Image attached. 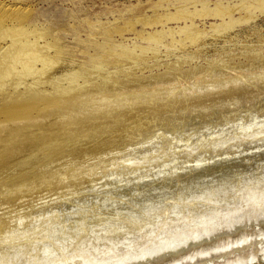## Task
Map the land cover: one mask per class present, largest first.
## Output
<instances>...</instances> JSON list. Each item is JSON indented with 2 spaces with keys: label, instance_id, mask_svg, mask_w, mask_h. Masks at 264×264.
<instances>
[{
  "label": "rangeland",
  "instance_id": "1",
  "mask_svg": "<svg viewBox=\"0 0 264 264\" xmlns=\"http://www.w3.org/2000/svg\"><path fill=\"white\" fill-rule=\"evenodd\" d=\"M0 38V264H264V0H0Z\"/></svg>",
  "mask_w": 264,
  "mask_h": 264
},
{
  "label": "bare ground",
  "instance_id": "2",
  "mask_svg": "<svg viewBox=\"0 0 264 264\" xmlns=\"http://www.w3.org/2000/svg\"><path fill=\"white\" fill-rule=\"evenodd\" d=\"M5 2V1H4ZM3 2H1V4H2ZM5 4V3H4ZM10 4V3H9ZM9 6V5H8ZM14 7V6H13ZM4 9H6V6H4ZM16 9V8H15ZM14 9V10H15ZM8 10H12V8L11 7H8ZM16 23V22H15ZM3 24V23H2ZM10 24V23H9ZM18 28L19 27V25L18 24H14V23H12V24H10L9 26H8V29H11V28ZM16 28V29H17ZM54 38V37H53ZM1 39V38H0ZM7 43L8 42H5L4 40H0V52H2V51H4V50H7V51H9V46L7 45ZM64 43V42H63ZM12 44V43H11ZM67 45H69V44H67ZM61 46H63V45H61ZM13 47V46H12ZM65 47V46H64ZM61 49H63L62 47H61ZM68 49V48H67ZM15 60V59H14ZM17 60V59H16ZM15 62V61H14ZM142 70H144V69H142ZM56 83V82H55ZM93 125V124H92ZM98 126V125H97ZM92 218V217H91ZM85 219V218H84ZM98 219L99 218H94L92 221H91V223L94 221V223H92V225L94 224V227H93V229H97V227L96 226H102V225H100V220L98 221ZM87 223V222H86ZM117 223H118V221L117 220H114V221H112V222H108V224L105 226V227H98V228H100V231L102 232V233H112V232H114L116 229H118V230H116V231H119V228H117L118 227V225H117ZM120 223V222H119ZM89 224V223H88ZM96 225V226H95ZM104 225V224H103ZM92 229V228H91ZM100 231H98V232H100ZM71 232V231H70ZM91 236V235H90ZM93 238V237H92ZM71 240V239H70Z\"/></svg>",
  "mask_w": 264,
  "mask_h": 264
}]
</instances>
